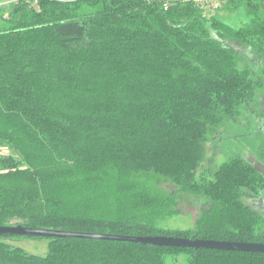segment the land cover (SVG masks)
I'll use <instances>...</instances> for the list:
<instances>
[{"label":"trees","instance_id":"16d2710c","mask_svg":"<svg viewBox=\"0 0 264 264\" xmlns=\"http://www.w3.org/2000/svg\"><path fill=\"white\" fill-rule=\"evenodd\" d=\"M164 2L0 5V143L21 155H0V225L264 243V0ZM212 139L228 156L208 177ZM186 196L202 198L194 226H161ZM8 238L0 264H264L77 237L34 255Z\"/></svg>","mask_w":264,"mask_h":264},{"label":"rangeland","instance_id":"374dc122","mask_svg":"<svg viewBox=\"0 0 264 264\" xmlns=\"http://www.w3.org/2000/svg\"><path fill=\"white\" fill-rule=\"evenodd\" d=\"M5 2L6 0H0ZM231 24H239L245 20V16L238 12L237 14L229 15L225 18ZM261 102L260 112L264 114V93L259 97ZM258 107V106H257ZM258 109V108H255ZM235 133V132H234ZM222 144L219 140H210L206 143V156L204 162L201 164L199 170L201 173H205L208 177H211L213 172L218 166L227 159L228 154L221 149ZM0 155H12L15 158H21L19 152H17L11 145L0 143ZM264 171V168L262 167ZM163 191L168 190V186L162 185ZM201 197L186 196L179 205L180 213L166 218L161 222V226L172 229H187L194 226V222L198 215L200 208ZM13 247H20L29 254L45 255L47 252L48 239L41 238H29V237H17L8 238L5 240Z\"/></svg>","mask_w":264,"mask_h":264},{"label":"water","instance_id":"95a60500","mask_svg":"<svg viewBox=\"0 0 264 264\" xmlns=\"http://www.w3.org/2000/svg\"><path fill=\"white\" fill-rule=\"evenodd\" d=\"M0 235L25 237H77L103 240L128 241L156 246L192 247L194 249L210 248L221 250H236L244 252L264 253V243L227 241L216 239H189L185 237L165 235H124L114 233H97L83 231H67L60 229L26 227L22 224L0 225Z\"/></svg>","mask_w":264,"mask_h":264},{"label":"built area","instance_id":"2783aa9c","mask_svg":"<svg viewBox=\"0 0 264 264\" xmlns=\"http://www.w3.org/2000/svg\"><path fill=\"white\" fill-rule=\"evenodd\" d=\"M20 1H30L31 3H33L34 5H37L39 0H6L5 2L0 3V5L2 4H8V3H17ZM51 1H57V2H70L73 0H51ZM168 1L169 0H165L164 2V7L166 8L168 6ZM200 2H202L205 7L208 8V10L210 11H214L218 8V6L220 5L219 0H198Z\"/></svg>","mask_w":264,"mask_h":264},{"label":"crops","instance_id":"0c3cea01","mask_svg":"<svg viewBox=\"0 0 264 264\" xmlns=\"http://www.w3.org/2000/svg\"><path fill=\"white\" fill-rule=\"evenodd\" d=\"M0 3H2V1H0Z\"/></svg>","mask_w":264,"mask_h":264}]
</instances>
